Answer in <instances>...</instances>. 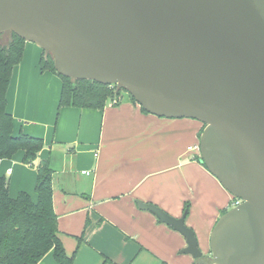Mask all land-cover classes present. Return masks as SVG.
Wrapping results in <instances>:
<instances>
[{"label": "water", "instance_id": "water-1", "mask_svg": "<svg viewBox=\"0 0 264 264\" xmlns=\"http://www.w3.org/2000/svg\"><path fill=\"white\" fill-rule=\"evenodd\" d=\"M6 32L49 53L62 77L201 122L200 162L239 201L215 223L209 261L185 213L136 204L201 264H264V0H0Z\"/></svg>", "mask_w": 264, "mask_h": 264}, {"label": "crops", "instance_id": "crops-1", "mask_svg": "<svg viewBox=\"0 0 264 264\" xmlns=\"http://www.w3.org/2000/svg\"><path fill=\"white\" fill-rule=\"evenodd\" d=\"M41 57L25 42L6 102L14 133L44 142L38 158L53 170V210L65 253H74V264H201L180 253L184 237L140 209V202L173 218L187 205L185 225L208 262L210 233L235 200L188 150L199 143L204 125L144 113L125 94L101 110L58 109L62 81L41 71ZM22 157L19 151L0 160V176L8 179L10 197L26 192L35 201L36 172ZM38 264H56L52 252Z\"/></svg>", "mask_w": 264, "mask_h": 264}, {"label": "trees", "instance_id": "trees-1", "mask_svg": "<svg viewBox=\"0 0 264 264\" xmlns=\"http://www.w3.org/2000/svg\"><path fill=\"white\" fill-rule=\"evenodd\" d=\"M24 45L25 41L14 33H10L7 44H0V160L11 159L17 152H23L22 163L36 172V200L32 201L26 192L10 197L8 179L0 176V264H38L48 252H52L56 264H74V253L71 256L65 253L57 235V216L52 203L53 170L48 161L38 158L44 142L22 132L15 134L14 119L7 110L6 92L13 69L22 60ZM40 69L56 74L62 81L58 109L101 110L108 100L119 101L122 95L123 89L119 86L74 81L58 75L51 55L44 51ZM195 159L204 166L200 156ZM187 209L185 205V214ZM103 264L112 263L104 259Z\"/></svg>", "mask_w": 264, "mask_h": 264}, {"label": "rangeland", "instance_id": "rangeland-1", "mask_svg": "<svg viewBox=\"0 0 264 264\" xmlns=\"http://www.w3.org/2000/svg\"><path fill=\"white\" fill-rule=\"evenodd\" d=\"M9 40H10V33L9 32H6V33L0 35V44H7V42ZM122 94H125L126 96L128 95L125 90L122 91ZM34 195H35V191H34Z\"/></svg>", "mask_w": 264, "mask_h": 264}, {"label": "built area", "instance_id": "built-area-1", "mask_svg": "<svg viewBox=\"0 0 264 264\" xmlns=\"http://www.w3.org/2000/svg\"><path fill=\"white\" fill-rule=\"evenodd\" d=\"M115 86H117V85H115ZM117 103H118L117 99H112L110 105H117ZM188 150L189 151H195L196 154L199 156V146H198V144L197 145H194V146L188 147ZM238 202L239 201H235V205L238 204Z\"/></svg>", "mask_w": 264, "mask_h": 264}]
</instances>
